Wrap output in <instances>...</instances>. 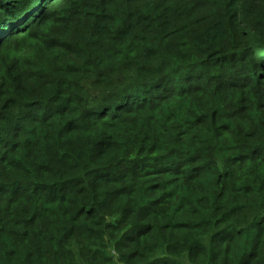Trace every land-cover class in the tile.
I'll list each match as a JSON object with an SVG mask.
<instances>
[{
  "label": "trees",
  "instance_id": "obj_1",
  "mask_svg": "<svg viewBox=\"0 0 264 264\" xmlns=\"http://www.w3.org/2000/svg\"><path fill=\"white\" fill-rule=\"evenodd\" d=\"M260 48L264 0H0V264H264Z\"/></svg>",
  "mask_w": 264,
  "mask_h": 264
},
{
  "label": "rangeland",
  "instance_id": "obj_2",
  "mask_svg": "<svg viewBox=\"0 0 264 264\" xmlns=\"http://www.w3.org/2000/svg\"><path fill=\"white\" fill-rule=\"evenodd\" d=\"M256 54L261 56V57H264V49L260 48L256 51ZM252 106V109H256V108H259V106L257 105V103H253ZM209 143L211 144L212 146V152L213 154H215L217 156V153H218V149L220 147H222L223 145V142H221V140L219 139V137L217 138H209ZM256 216H264V209L262 211H258V212H254V213H248L247 214V218H244L243 216L241 217L240 219V222L242 225H246L247 223H249L251 221L250 218H253V217H256ZM76 242V241H75Z\"/></svg>",
  "mask_w": 264,
  "mask_h": 264
}]
</instances>
